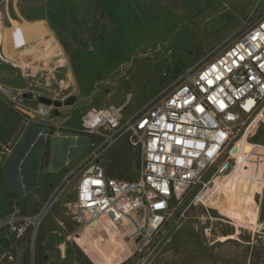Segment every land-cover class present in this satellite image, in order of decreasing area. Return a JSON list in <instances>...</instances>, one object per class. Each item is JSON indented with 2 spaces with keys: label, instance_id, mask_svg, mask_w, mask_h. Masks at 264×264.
<instances>
[{
  "label": "built area",
  "instance_id": "obj_1",
  "mask_svg": "<svg viewBox=\"0 0 264 264\" xmlns=\"http://www.w3.org/2000/svg\"><path fill=\"white\" fill-rule=\"evenodd\" d=\"M243 27L228 44L213 47L193 64L163 73L159 92L142 105L129 110L128 97L118 105L85 111L80 124L71 129L89 136V150L79 160L65 162L62 178L34 215L15 208L0 219V234L15 240L28 236L33 248L46 213L73 192L74 199L65 206L91 231L108 234L127 220L134 226L129 237L145 238L146 245L190 190L198 203L206 204L215 183L233 171L239 159L243 175L254 173V163L248 161L264 165V144H251L249 156L240 149L232 152L256 123H264V13L252 22L246 20ZM53 109L43 102L35 109L20 107L26 121L50 115ZM66 130L64 124H47L39 135L46 140L61 137ZM122 143L139 152L134 178L105 166L106 157ZM244 183L262 188L264 173L262 183L247 178Z\"/></svg>",
  "mask_w": 264,
  "mask_h": 264
},
{
  "label": "rangeland",
  "instance_id": "obj_2",
  "mask_svg": "<svg viewBox=\"0 0 264 264\" xmlns=\"http://www.w3.org/2000/svg\"><path fill=\"white\" fill-rule=\"evenodd\" d=\"M18 9L20 10L19 7ZM27 11L33 16L46 17L53 26H57L58 36L65 43L68 53L75 87L78 91L77 98L81 97V102L88 98L93 100V104L96 105L101 104L107 98L109 103L118 105L125 102L129 97V110H131L142 105L159 92L163 73H169L174 68L193 64L213 47L228 44L232 40V36L244 28L243 23L246 20L252 22L264 13V0H46L44 7L30 8V10L28 8ZM18 17L17 20H13L12 27L0 30V51L12 61L11 52L15 51V31L18 27L23 28L26 36H36L35 34L30 35L33 33L28 29L29 26L32 27L33 25L24 21L21 14ZM14 62L27 65V62H21L20 56H16ZM38 70L42 76L36 78L37 81H33L28 88L40 91L41 96L52 98L51 96L58 91V84L52 78H46L43 68ZM6 80L7 78H5ZM7 83L10 85V82ZM108 92L111 93L110 96H107ZM21 97L22 95H0V100L3 101H0V145L12 147L17 142L14 151L15 157L30 150V154H26V166L30 167L37 153L38 145H42V142L29 149V142L25 139L26 135L31 133L28 127L31 123L40 122L41 124L35 125L42 128L40 130L42 131L47 124L55 125L50 122L54 112L47 116L35 115L31 117L30 121H26L22 110H20V107L23 106L20 102ZM13 99L15 102L11 101ZM38 104L36 106H24L35 109ZM73 104L58 107L59 114L53 116L51 120L71 121L77 125L80 124L81 115L79 112L86 109L87 106L80 103ZM5 106L15 109L11 110ZM255 121H252L249 128ZM63 124L67 127L66 131H70L75 126ZM257 132L263 141L264 127H260ZM40 138L46 143L50 139L45 140L43 136ZM86 138L81 134L78 138L70 140L71 145L68 148L71 152V158L86 153L83 141ZM56 144L54 140L50 143V149L53 153L56 151ZM251 144L256 143L249 142L247 134H245L232 152L238 154L240 149L247 153L245 156H249L253 149ZM139 161V152L125 148L124 143L116 147L105 159L106 165L114 167L119 172L118 175L125 178L137 176ZM242 161L246 162L243 159ZM248 162L250 165L254 163V173L243 175L239 159L238 166L215 183L208 204L223 205L221 207L224 209V205H228L230 197L239 202L244 198L248 200L252 194L258 192L259 187L244 183V179L262 183L264 165L255 161ZM54 164H56V159L53 157L52 167ZM38 168L39 166L35 169ZM35 169L33 174L36 172ZM35 177L38 180V176L35 175ZM50 178L53 182L55 176ZM31 181L34 183L35 179L32 177ZM70 194L67 195V199L73 197ZM192 195L193 191L190 190L181 200L173 215L167 217L162 225L154 231L150 237V242L144 247L145 238L136 239L140 249L128 257L129 259H125L129 256L126 253H121L119 259L117 254L116 257H113V254L109 252V246L105 247L108 254L107 259H111V261H105L106 264H146L142 262L144 252L138 254L147 248L151 253L145 258L147 263L178 264L175 262L176 260L170 262L169 256H172L173 253L176 257L177 250L173 243L174 236H176L175 230H177L180 222L178 217ZM48 197L49 195L46 198ZM250 202L245 207V210L250 214V221L246 226L241 224L245 226L242 229L244 230L243 234H251L250 241L242 240L245 246L243 249L239 243L234 247L225 249V251H220L219 255L215 257L206 252L199 255L204 264H227L224 259L227 252L233 256L232 253L235 251L242 259L250 254V263L252 264L253 262L264 264V227H262L264 225V201L258 210V216L256 213L259 203ZM53 207L54 205L49 211ZM228 209L234 212V208L228 207ZM256 217L259 219L256 222L255 220L252 221ZM193 223L200 225L198 219H194ZM124 224L126 225V223ZM125 225L123 226L125 227ZM124 230L126 233L127 229ZM38 234L37 232L35 235L33 248L30 239L25 237L27 239L25 246L29 264H37L35 257ZM104 234L108 236L107 233ZM165 234L167 236L170 234L171 241L162 247L161 243L157 242ZM117 237L119 238V236ZM148 251L145 252L146 255ZM116 261L117 263H115ZM17 264H22V262L18 261Z\"/></svg>",
  "mask_w": 264,
  "mask_h": 264
},
{
  "label": "crops",
  "instance_id": "obj_3",
  "mask_svg": "<svg viewBox=\"0 0 264 264\" xmlns=\"http://www.w3.org/2000/svg\"><path fill=\"white\" fill-rule=\"evenodd\" d=\"M45 5L46 0H0V30L12 27L13 20H17L19 14H21L24 17V21L33 25L32 27H28L31 33H33L30 35H36V40L26 43L18 50L21 54V62L27 61V65L15 63L0 51V95H22L20 101L22 105L36 106L38 102H40L38 97H40L42 93L37 90L29 89L28 87L33 81H37V79L42 76V73H39L38 69L43 68L47 76L46 78H52V80L58 84V91L51 97L65 100L71 95H74V104L80 103L87 106L86 109L79 112L81 116L85 111L91 108H99L106 104H112L108 102L107 98L101 104L96 105L93 104V100H89L88 98L83 102H81V97L77 98L78 91L75 87V79L70 67L68 53L65 48V43H63L62 39L58 36L57 26H53L46 17L33 16L27 11L28 8L30 10V8H39ZM19 20L21 21V19ZM52 47L58 49L57 53H51L50 49H52ZM5 78H7L6 81ZM6 82H10V85L9 83H7V85ZM110 95L111 93L108 92L107 96ZM0 101H2V99ZM14 109L13 107L11 110ZM53 112V116L59 114V112L56 113L55 109ZM53 116H51V118ZM51 118L50 122L54 124L65 123L71 126L79 125L71 121L60 122L53 119L52 121ZM35 124L41 123H31V127H28L31 133L30 135H26L25 139L29 142V149H31L33 145H37L41 142L42 145H38L37 153L30 167L26 166V154L29 155L30 150L21 156L15 157L14 151L17 142H15L12 147L8 146L7 150H5L6 145H0V219L10 216L15 208H17L21 214L34 215L62 178L65 162L67 160H79L85 154L83 153V155L71 158V152L68 148L71 145L70 140L78 138L82 133L76 134L71 129L70 131H65L61 137L50 138L46 143L39 136V131L42 128H39ZM260 127H264V123L260 122L259 124H255L252 132L247 136L249 142L264 144V139L262 141V137H259L257 132ZM82 135L87 137L83 140L86 147L85 152H87L90 148V138L86 134ZM53 140L55 144L57 143L55 145V153L50 149V143ZM53 157L56 159V164L52 167ZM38 166L39 168L35 169ZM105 166L111 170L112 173L115 171V168L109 167L106 163ZM253 168L254 167H252V169ZM34 169L36 170L35 174H33ZM115 173L118 174L119 172L115 171ZM35 175L38 176V180H36ZM31 176L35 179L34 183L31 181ZM51 176H55L53 182L51 181ZM262 188L259 187L258 192L252 194L248 200L244 198L243 200L245 201L240 200L237 202V200L234 201L233 198L230 197L228 200L229 203L228 205H224V209L221 207L223 205L210 203L200 204L192 195V199L190 198L187 202L188 204L178 217L180 222L177 226V230H175L176 236H174L173 243V245L176 246L177 254H175L176 257H174L172 253V256H169V261L172 262L176 260L175 262H178V264H204L199 255L205 252L211 255L213 254L215 257L219 255L220 251H225V249L234 247L239 243L241 244L240 247L243 249L245 246L242 240L245 239L247 242L250 241L249 238L251 235L243 234L244 230H242L245 228L248 221H250V214L245 210V207L246 205L248 206V203H251L250 201L257 204L259 203L256 213L258 216V210L261 207V203L264 201V187ZM70 195L73 197H69V199H67L68 196L60 198L54 204L52 210L47 212L43 218L39 228L40 230L38 231V233L42 235L41 258L39 264H106V262L102 263L101 260L111 261V259H107L108 254L105 247L109 246L110 254H113V257H116L117 254L118 259L121 253L129 255L125 258L127 259L133 255L137 249H140L136 240L133 237H129L134 230V226L130 221L124 220L117 224L119 238L117 237L115 240H112V238L102 231L93 232L82 221L76 219L71 214V210L65 206L67 200H72L75 197L73 192ZM256 195H258L256 197L257 199H255ZM228 207L234 208V212H231ZM194 219H204L205 223L199 226L198 224L194 225ZM258 219L259 217H256L253 218L252 221L255 220L256 222ZM135 220L142 222L140 216H135ZM124 223H126V228L123 227ZM262 227H264V225H262ZM124 229H127L126 233ZM164 236L161 238L162 240L160 239L157 242L161 243V246L171 241L170 234H168V236L165 234ZM25 240V238L15 240L1 233L0 264H17L18 261L23 264V252L26 250ZM144 246L145 243L143 244V247ZM116 251L118 252L115 253ZM147 251L148 248L138 254L140 255L144 252L142 262L146 264L148 263L145 258L151 254L148 251L146 255L145 252ZM230 255L231 254L227 252V255L224 257L225 263L227 264H252L250 263V254L244 259L239 256L237 251L232 253L233 256ZM115 263H117V261ZM253 264H255V262H253Z\"/></svg>",
  "mask_w": 264,
  "mask_h": 264
},
{
  "label": "bare ground",
  "instance_id": "obj_4",
  "mask_svg": "<svg viewBox=\"0 0 264 264\" xmlns=\"http://www.w3.org/2000/svg\"><path fill=\"white\" fill-rule=\"evenodd\" d=\"M51 33V32H50ZM44 37V36H43ZM48 38V37H47ZM32 40H36V36L35 37H32V38H28L24 35V31H23V28L22 27H18V29L15 31V51L11 52V57L13 59V61H15V58L16 56L19 57L21 56V54L18 52L19 48L21 47L22 44H26ZM42 40V39H41ZM40 40V41H41ZM39 41V42H40ZM38 42V41H37ZM45 43V42H44ZM51 44V43H50ZM55 44V43H54ZM36 45V44H35ZM53 45V44H52ZM33 46V45H32ZM37 46V45H36ZM55 46V45H53ZM51 47V46H50ZM55 48V50H54ZM38 49V48H37ZM39 50V49H38ZM46 50V49H45ZM51 50V53L55 54L57 53L58 49L56 47H52ZM26 51V50H25ZM28 53V51H27ZM34 54V53H33ZM51 54V55H53ZM40 57V56H39ZM48 59V58H47ZM28 60V59H27ZM49 61V60H48ZM27 62V61H26ZM32 63V62H31ZM125 225V224H124ZM124 227V226H123ZM101 231V230H99ZM103 232V231H102ZM108 236L110 238H112V240L116 239V237L118 236V233H117V229H114L112 232L108 233ZM118 251H116L115 253H117ZM102 262H105L104 260H102Z\"/></svg>",
  "mask_w": 264,
  "mask_h": 264
},
{
  "label": "water",
  "instance_id": "obj_5",
  "mask_svg": "<svg viewBox=\"0 0 264 264\" xmlns=\"http://www.w3.org/2000/svg\"><path fill=\"white\" fill-rule=\"evenodd\" d=\"M38 100L40 102L46 103V104H53L56 108V113H58V107H61L63 105H72L75 102V96L71 95L70 97H68L67 99H65L64 101L62 100H55L46 96H40L38 97Z\"/></svg>",
  "mask_w": 264,
  "mask_h": 264
},
{
  "label": "trees",
  "instance_id": "obj_6",
  "mask_svg": "<svg viewBox=\"0 0 264 264\" xmlns=\"http://www.w3.org/2000/svg\"><path fill=\"white\" fill-rule=\"evenodd\" d=\"M28 236H26V238H27ZM25 238V239H26ZM27 240V239H26ZM41 240H42V235H40V234H38L37 235V238H36V257H35V263H36V261H37V264H39L40 263V258H41V256H40V253H41ZM23 264H29V262H28V252H27V250H25L24 252H23Z\"/></svg>",
  "mask_w": 264,
  "mask_h": 264
}]
</instances>
